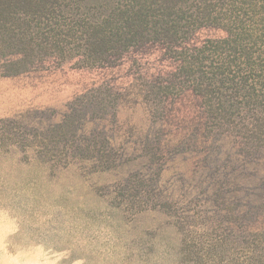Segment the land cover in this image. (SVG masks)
I'll return each mask as SVG.
<instances>
[{"label":"trees","instance_id":"trees-1","mask_svg":"<svg viewBox=\"0 0 264 264\" xmlns=\"http://www.w3.org/2000/svg\"><path fill=\"white\" fill-rule=\"evenodd\" d=\"M208 26L221 28L225 35L191 43L194 34ZM147 43L161 44L174 60V70L140 84L135 81L129 91L141 97L151 114L163 108L167 97L184 90L199 96L205 135L194 140L193 157L212 155L210 144L227 139V154L239 149V170L264 158V0H0V70L5 76L27 72L48 57L111 65ZM107 89L99 85L81 94L59 122L43 124L24 112L0 118V149L32 151L51 167L83 162L108 170L120 165L129 148L103 129L87 127L85 118L71 129L76 108L85 107L91 94L100 97L99 110L110 106L112 115L116 113L124 93L112 89V101L105 102L101 94ZM69 131L74 133L68 136ZM182 144L178 141L174 149ZM163 149L156 146V152L146 155L161 156L167 152ZM210 168L197 166L187 194L165 189L159 175L153 180L144 171L112 184L109 193L118 206L132 203L138 211L158 207L173 217L182 235L179 252L190 256L188 264H264V228L240 224L248 202L239 206V236L248 238L236 246L200 220L225 210L208 197L218 183L205 177ZM134 178L137 181L131 182ZM200 182L209 183L202 194Z\"/></svg>","mask_w":264,"mask_h":264},{"label":"rangeland","instance_id":"rangeland-1","mask_svg":"<svg viewBox=\"0 0 264 264\" xmlns=\"http://www.w3.org/2000/svg\"><path fill=\"white\" fill-rule=\"evenodd\" d=\"M224 35L221 28L203 27L191 43ZM174 67L161 44L147 43L106 66L48 57L21 74L5 76L0 70V118L24 112L43 124L59 122L75 99L95 86L109 88L101 94L105 102L112 101L108 97L112 89L124 93L114 115L110 106L99 110L100 97L89 95L88 104L76 108L71 129L85 118L87 127L103 129L131 150L120 165L97 170L83 162L51 167L32 151L0 149V264H188L190 256L179 252L182 235L173 217L158 207L138 211L136 204L118 206L109 193L112 184L140 171L153 180L159 175L165 189L187 194L193 171L209 165L205 177L218 183L208 197L225 210L200 220L236 246L239 239L248 238L239 236V206L248 202L240 224L264 228V158L239 170V149L227 154L231 146L227 139L210 144L212 155L193 157L194 140L205 135L199 96L184 90L167 97L163 108L151 114L141 97L129 91L135 81L165 76ZM178 141L184 144L174 149ZM156 146L167 152L147 156L156 152ZM208 185L200 182L201 194ZM195 233L199 236L201 231Z\"/></svg>","mask_w":264,"mask_h":264}]
</instances>
